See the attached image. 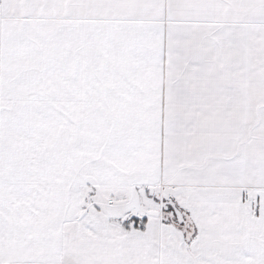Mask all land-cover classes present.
<instances>
[{"label": "snow or ice", "instance_id": "snow-or-ice-1", "mask_svg": "<svg viewBox=\"0 0 264 264\" xmlns=\"http://www.w3.org/2000/svg\"><path fill=\"white\" fill-rule=\"evenodd\" d=\"M0 264H264V0H0Z\"/></svg>", "mask_w": 264, "mask_h": 264}]
</instances>
